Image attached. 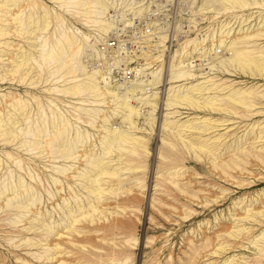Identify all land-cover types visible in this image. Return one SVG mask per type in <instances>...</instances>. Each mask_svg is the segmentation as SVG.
Returning a JSON list of instances; mask_svg holds the SVG:
<instances>
[{
  "label": "bare ground",
  "instance_id": "obj_1",
  "mask_svg": "<svg viewBox=\"0 0 264 264\" xmlns=\"http://www.w3.org/2000/svg\"><path fill=\"white\" fill-rule=\"evenodd\" d=\"M51 1L67 14L76 8L72 20L43 0H0V83H18L24 87L28 81L32 85L52 78L57 85L48 87V91L60 93L61 97H77L80 103L69 102L71 106L67 107L68 110L76 114L67 115L55 98L45 101L43 97L33 96L27 100L11 92L0 96V226L7 227L29 220L30 227L26 230L39 225L36 230L41 229L40 239L31 242L32 238H27L25 241L32 246L40 245V242L55 233L58 225L63 223L71 228L89 212L102 209L100 205L104 204L103 196L114 188L112 184L106 186L107 179L119 173L123 163L122 155L131 156L135 161L147 152L154 156L152 149L145 146L146 136L155 130L157 121L154 113L161 109L166 114L161 122V147L157 155L165 164L171 162L161 173L164 182L170 181L172 185L179 186L180 191H184L185 185L180 178L184 176L185 171L182 169L188 162L201 166L209 162L218 172L228 176H233V170L243 171L250 164L264 167V120L260 121L264 118V89H261L264 83L257 85L259 82H256L248 86L249 79L264 81V0H202L195 9L189 4L195 24L198 16L196 13L208 15L218 13L221 9L235 14L256 9L259 15L255 17L254 24L251 21L245 24L254 12L249 13L239 28L234 26L232 20L222 23L209 44H204L205 38L186 41L183 49L188 47V50L181 53L182 57L194 58L195 52H199L202 57L208 54L209 62L203 68L208 71L196 73L193 60L187 64L180 60L175 67L166 70L163 82L166 81L168 87L141 98L132 92L136 87L128 86L127 90L120 92L118 87L114 89L107 85L102 70L97 67L89 71L84 64L87 46L94 49V58H101L97 49L100 43L124 48L125 38L116 37L119 43L114 45L111 43L114 39H106L115 30L105 16L109 1ZM133 5L130 3L126 11L136 15L141 8ZM76 21L96 34L92 36L83 32L76 27ZM158 37L153 44L155 48L165 47L168 40L166 34ZM161 57V54L157 55L155 61ZM147 68L151 69V75L141 80L138 85L141 88L158 85L160 81L161 71L151 67V62H146L144 66L136 65L134 71L144 73ZM232 76L244 77L247 81L239 85L230 78ZM59 82L66 83L60 85ZM132 100H137L139 106L133 105ZM84 102H111L114 107L112 113L100 114L103 110L99 105ZM147 108L150 109L149 114L145 124L140 126L139 121L144 112L142 109ZM116 117L121 119L122 125H128L127 129L114 127ZM83 124L94 129L102 128L104 133L99 135L96 142L91 141V133ZM8 145H17L28 152L35 151L33 154L37 159L34 160H40V163L45 159L51 162L57 159L72 162L65 167L50 166L52 176L50 179L47 176L53 185L61 182L59 177L76 179V184L77 180L81 181L78 189L68 187L70 196H61L63 217L56 219L48 215L46 208L42 212L38 209L28 215L32 205L41 199V177L47 175L46 168L49 166L45 165V169L40 167V163L33 167L26 166L29 160L23 154L4 150ZM78 162L80 166H75ZM128 170L125 171L130 172ZM43 188L52 195V190L49 191L45 185ZM61 189H64L63 186ZM117 190L112 192L118 193ZM58 191L61 192L60 189ZM79 191L85 194L81 195ZM70 198H73L72 202L68 200ZM256 215L264 216V210L247 214L246 218H254ZM258 235L261 237L256 239V247L264 240V232L255 236ZM71 243L68 241V244ZM58 244L61 243L47 249L54 250ZM68 244L65 243L66 247ZM70 246L74 247L72 244ZM67 248L61 249L63 251ZM258 249L264 251V246Z\"/></svg>",
  "mask_w": 264,
  "mask_h": 264
},
{
  "label": "rangeland",
  "instance_id": "obj_2",
  "mask_svg": "<svg viewBox=\"0 0 264 264\" xmlns=\"http://www.w3.org/2000/svg\"><path fill=\"white\" fill-rule=\"evenodd\" d=\"M43 1L54 9L56 7L69 19L72 18V13L77 11L75 8L72 9L71 14H67L53 1ZM108 1L105 16L111 21L115 30L106 39L120 37L133 41L134 39L129 37L130 32L139 29L142 31V26L145 25H150L154 31L152 35L142 34V37L136 40L135 48L125 49L117 48V45L98 44L97 49L100 51L101 58H94V49L87 46L83 58L84 64L89 71L97 67L102 70L104 78H107V85L114 89L118 87L117 90L120 92L127 90L128 86L136 87L132 92L140 98L153 91L161 92L168 87L169 84L166 81L163 82L165 73L167 75L166 70L175 67L180 60H183L185 64L193 60L192 65H194L196 73L208 71V69H203L209 62L207 61L208 54L205 56L206 58L202 57L199 52H195V57L191 59L182 57L181 53L188 50V47L183 49L186 46V41H200L205 38L204 44H209L212 36L219 32L222 23L232 20L234 26L239 28L244 24L242 21L249 13L254 12L245 24L249 21L254 24L255 17L259 15V12H255L256 9L237 14L221 9L218 13L208 15L196 13L198 16L196 15L195 24L190 6H194L195 9L203 2L202 0L193 1L194 4L190 3L191 5L186 10L188 11L186 16H173L171 19L170 16H161L163 3L152 0ZM130 3H134V7L141 8L136 15L132 11H126L127 7H130L128 6ZM162 21L164 24L160 26ZM75 23L76 27L83 32L92 36L96 34L92 29L89 30L79 22ZM162 34H166V39H170V41L167 40L165 47L160 48L162 49L160 51L153 44ZM141 40L146 42L139 43ZM159 54L162 57L159 61H155V57ZM146 62H151V67L161 71L160 81L158 85L141 88L138 85L141 80L150 77L151 69L147 68L142 73L134 71V68L136 65L144 66ZM230 78L239 85L245 84L247 81V78L244 77L235 78L232 76ZM51 79L32 85H29L30 81H28L24 87L19 86L18 83H0V96L11 92L19 94L27 100L33 96L43 97L45 101L55 98L67 115H75L76 113L71 109L69 111L67 107L71 106L69 102L79 104L80 100L77 97L71 98L64 95L61 97L60 93L48 91V87L57 85L56 81ZM248 82V86L256 82H259L257 85L264 83V81H252V79H249ZM65 83L59 82L60 85ZM261 89H264V86ZM132 101L133 105L139 106L137 100ZM85 104L99 105L103 110L100 114L112 113L111 110L114 107L111 102L103 104L86 102ZM149 110V108L142 109L144 112L141 120L139 119L140 126L145 124ZM164 114H166L164 109L154 113L158 124L156 122L155 130L146 136L145 146L152 149L154 156L147 152L141 155V159L137 158L140 159L139 161L137 159L135 161L133 157V159L130 158L131 156L122 155V162L125 165L128 163V168L126 169L127 166L121 163L120 167L123 171L120 168L119 173L108 177L106 183V186L112 184L111 187H114L115 191L117 188H121V190L118 189V193L112 192L113 190L105 193L102 198L104 204L100 203L103 204L100 205L102 208L99 209L100 212H98L99 210L89 212L86 217L81 218L71 228H67L63 223L58 225L55 233L48 236L47 240L40 242V245L33 246L26 243L25 239L32 238L31 242L39 240L41 229L36 230L40 227L39 225L29 231L26 230L30 227L29 220L7 227L0 226V264H264V251L258 249L264 246V240L257 244L258 247L255 244L256 239L261 237V235L257 237L255 235L261 231L264 232V216L256 215L254 218H246L247 214L264 210V167L250 164L243 171L233 170V176H228L218 172L219 170L214 169L209 162H205L202 166L188 162L182 169L185 173L180 179L183 180L181 183L185 187L184 191H180L179 186L172 185L170 181L164 182V176L161 173L164 172L165 167L171 165V162L165 164L160 161L157 155L161 147V122L164 120ZM73 117L72 119H75ZM261 120L263 121L264 118ZM114 121V127L122 126L127 129L128 125H122L119 117H116ZM100 124L101 122H99ZM83 125L91 133L92 140L89 139V141L96 142L99 135L104 133L102 128L94 129L87 124ZM4 150L13 154H23V157L29 160L26 166L33 167L40 163V160H34L37 159L33 154L35 151L21 150L17 145H8ZM115 155L113 154V156ZM71 163L69 160L63 161L62 159H57L54 162L48 161V159L42 160L40 167L45 165L49 167L46 168L47 175L41 177L43 180L39 193L41 199L32 205V210L28 215L38 209L42 212L46 208L47 214L53 215L56 219L64 216L61 213L62 200L60 198L70 196L68 187L72 186L78 189L81 181L77 180L76 184V179L59 177L61 182L57 183L58 185H53L49 183L47 176L49 179L52 176V167L50 168V166L65 167L70 166ZM75 166H80L79 162L75 163ZM114 183L120 187L114 186ZM43 185L49 191L52 190L51 193L55 194L54 197L45 191ZM62 186L64 189H61ZM59 189L61 192L58 191ZM83 192L79 191V194L84 195ZM72 199L68 200L72 202ZM55 200L59 201L58 205L56 202V204L54 203ZM59 226L61 227L59 228ZM58 234L59 236H57ZM67 240L69 243L73 242L71 244L74 247L70 246L71 244H68ZM58 242L61 243L58 244V248L52 249L53 251L47 249L54 247V244ZM66 242L67 247H71L72 250L69 251L71 248L66 247ZM60 247L68 250L64 249L65 253H63L64 250L62 251ZM222 247L223 251L220 250Z\"/></svg>",
  "mask_w": 264,
  "mask_h": 264
},
{
  "label": "built area",
  "instance_id": "obj_3",
  "mask_svg": "<svg viewBox=\"0 0 264 264\" xmlns=\"http://www.w3.org/2000/svg\"><path fill=\"white\" fill-rule=\"evenodd\" d=\"M152 1L163 3V6H162V13L163 14H161V16H165V17L170 16V19H171L173 16H175V17L181 16V15L186 16L188 14V11H186V10H188L187 8H188L189 4L192 3L193 1H197V0H152ZM167 4H170V5H167ZM184 9H185V11H184ZM163 24H164V22L162 21L160 23V26L161 25L163 26ZM142 27H143L142 31L139 29V30H133L130 32L131 34L129 37L134 39L133 41L125 38L126 40H125V43L123 45L125 49L130 48V47L135 48L136 47L135 42L138 38L142 37V34L152 35L154 30L150 25H145ZM121 35H124V34H121ZM118 40L116 38H114V40L111 41L112 45L116 44L118 42Z\"/></svg>",
  "mask_w": 264,
  "mask_h": 264
}]
</instances>
